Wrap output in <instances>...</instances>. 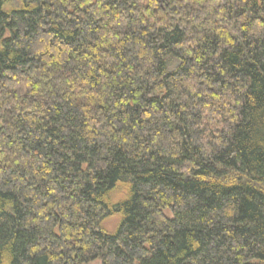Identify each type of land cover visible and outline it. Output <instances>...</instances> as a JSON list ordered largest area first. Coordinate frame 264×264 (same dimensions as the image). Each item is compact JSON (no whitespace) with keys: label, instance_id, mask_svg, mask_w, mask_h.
<instances>
[{"label":"trees","instance_id":"trees-1","mask_svg":"<svg viewBox=\"0 0 264 264\" xmlns=\"http://www.w3.org/2000/svg\"><path fill=\"white\" fill-rule=\"evenodd\" d=\"M264 264V0H0V264Z\"/></svg>","mask_w":264,"mask_h":264},{"label":"rangeland","instance_id":"rangeland-1","mask_svg":"<svg viewBox=\"0 0 264 264\" xmlns=\"http://www.w3.org/2000/svg\"><path fill=\"white\" fill-rule=\"evenodd\" d=\"M88 264H100V261H98V260H95V261H93V262H90V263H88Z\"/></svg>","mask_w":264,"mask_h":264}]
</instances>
